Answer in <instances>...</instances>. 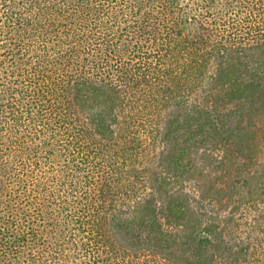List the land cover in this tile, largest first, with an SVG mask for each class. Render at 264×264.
I'll list each match as a JSON object with an SVG mask.
<instances>
[{"label": "trees", "instance_id": "trees-1", "mask_svg": "<svg viewBox=\"0 0 264 264\" xmlns=\"http://www.w3.org/2000/svg\"><path fill=\"white\" fill-rule=\"evenodd\" d=\"M0 264H264V0H0Z\"/></svg>", "mask_w": 264, "mask_h": 264}]
</instances>
